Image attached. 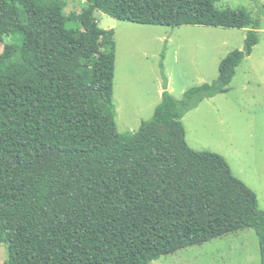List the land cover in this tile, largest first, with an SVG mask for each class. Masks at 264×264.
Segmentation results:
<instances>
[{"label":"trees","instance_id":"trees-1","mask_svg":"<svg viewBox=\"0 0 264 264\" xmlns=\"http://www.w3.org/2000/svg\"><path fill=\"white\" fill-rule=\"evenodd\" d=\"M138 24L245 28L216 79L168 90L135 132L118 133L113 30ZM259 18L214 0H0V244L4 264H148L252 229L264 264V209L225 158L194 150L182 118L227 92L258 43Z\"/></svg>","mask_w":264,"mask_h":264},{"label":"rangeland","instance_id":"rangeland-1","mask_svg":"<svg viewBox=\"0 0 264 264\" xmlns=\"http://www.w3.org/2000/svg\"><path fill=\"white\" fill-rule=\"evenodd\" d=\"M216 8H244L259 18L258 43L236 67L227 92L204 99L182 118L186 141L194 150L222 155L232 173L256 194L264 209V0H214ZM85 0H63V11L79 12ZM101 30L112 29L115 54L113 103L118 133L135 132L151 117L149 103L159 63L168 90L180 98L184 90L217 77L220 60L242 49L245 28L202 25L138 24L94 12ZM10 41L4 37V42ZM0 42V52L3 49ZM7 260V242L0 244V264ZM148 264H261L258 239L252 229L212 238L163 255Z\"/></svg>","mask_w":264,"mask_h":264},{"label":"crops","instance_id":"crops-1","mask_svg":"<svg viewBox=\"0 0 264 264\" xmlns=\"http://www.w3.org/2000/svg\"><path fill=\"white\" fill-rule=\"evenodd\" d=\"M162 81L157 79L156 87L154 90V95L153 98L150 97L149 103L152 105L151 109H153L160 101H161V96H162Z\"/></svg>","mask_w":264,"mask_h":264}]
</instances>
